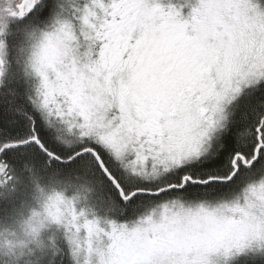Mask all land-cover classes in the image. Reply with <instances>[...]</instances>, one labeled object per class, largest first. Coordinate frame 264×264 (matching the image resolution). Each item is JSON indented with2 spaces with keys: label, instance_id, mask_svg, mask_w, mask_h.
Instances as JSON below:
<instances>
[{
  "label": "snow or ice",
  "instance_id": "1",
  "mask_svg": "<svg viewBox=\"0 0 264 264\" xmlns=\"http://www.w3.org/2000/svg\"><path fill=\"white\" fill-rule=\"evenodd\" d=\"M45 184L0 264H264V0H0V216Z\"/></svg>",
  "mask_w": 264,
  "mask_h": 264
},
{
  "label": "rangeland",
  "instance_id": "2",
  "mask_svg": "<svg viewBox=\"0 0 264 264\" xmlns=\"http://www.w3.org/2000/svg\"><path fill=\"white\" fill-rule=\"evenodd\" d=\"M58 186V188L52 186L50 190L45 191L43 189L42 192L38 191L37 205L31 207L28 211L24 210L25 213H22L23 216L20 215L18 218L19 220L11 222V225L4 230L0 227V257H13L14 254L18 255L20 251L19 246L22 243L29 244L30 236L28 233L31 228L36 227L38 222L45 218V215L62 217L66 213L69 215L72 214V210H70L68 206H61V203L56 201L53 197L56 193H63L68 197H72L75 194L74 190L66 189L61 184ZM83 204L86 205V203L78 201L75 208L84 210ZM13 219H15V217ZM30 220L32 221L31 224H29ZM13 224H15L14 227ZM52 234V231H49L47 226L41 231V236L49 242ZM29 246L31 245L29 244ZM213 264H224V261L220 257H213Z\"/></svg>",
  "mask_w": 264,
  "mask_h": 264
},
{
  "label": "trees",
  "instance_id": "3",
  "mask_svg": "<svg viewBox=\"0 0 264 264\" xmlns=\"http://www.w3.org/2000/svg\"><path fill=\"white\" fill-rule=\"evenodd\" d=\"M59 184L56 185H50V184H45L43 186V189L50 190L52 186H55V188H58ZM64 187V185H62ZM37 190L29 186L26 190H21V192L17 195L15 202H14V208L13 210H10L7 212L5 215L0 216V227L4 230L7 228L9 225H11V222L19 220V216L22 215V213L30 209L31 207H34V205H37ZM84 210L89 211V214H91L92 211L99 212L100 215H104V213L100 209H95L92 208L91 205L88 204H83ZM87 206V207H86ZM23 216V215H22ZM15 217V219H13ZM15 224H13L14 227ZM51 234V233H50Z\"/></svg>",
  "mask_w": 264,
  "mask_h": 264
}]
</instances>
